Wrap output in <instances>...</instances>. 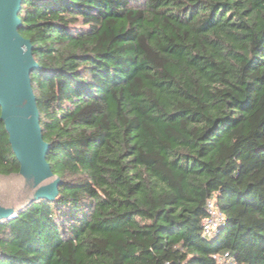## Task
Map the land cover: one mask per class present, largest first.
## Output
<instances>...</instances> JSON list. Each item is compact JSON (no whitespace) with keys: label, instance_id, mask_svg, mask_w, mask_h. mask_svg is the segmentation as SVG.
Here are the masks:
<instances>
[{"label":"trees","instance_id":"obj_1","mask_svg":"<svg viewBox=\"0 0 264 264\" xmlns=\"http://www.w3.org/2000/svg\"><path fill=\"white\" fill-rule=\"evenodd\" d=\"M55 201L0 264H264V0H24ZM0 109V176L21 170ZM225 221L203 236L208 202Z\"/></svg>","mask_w":264,"mask_h":264},{"label":"water","instance_id":"obj_2","mask_svg":"<svg viewBox=\"0 0 264 264\" xmlns=\"http://www.w3.org/2000/svg\"><path fill=\"white\" fill-rule=\"evenodd\" d=\"M24 0H0V109L9 142L21 164L7 178L10 186L0 196V221L11 220L35 201H55L61 180L48 161L41 112L33 90L32 74L40 69L34 46L21 34Z\"/></svg>","mask_w":264,"mask_h":264},{"label":"built area","instance_id":"obj_3","mask_svg":"<svg viewBox=\"0 0 264 264\" xmlns=\"http://www.w3.org/2000/svg\"><path fill=\"white\" fill-rule=\"evenodd\" d=\"M208 203V215L203 222V236L212 239L225 219L214 201H209ZM214 260L216 264H239L236 258L230 253L215 254Z\"/></svg>","mask_w":264,"mask_h":264},{"label":"rangeland","instance_id":"obj_4","mask_svg":"<svg viewBox=\"0 0 264 264\" xmlns=\"http://www.w3.org/2000/svg\"><path fill=\"white\" fill-rule=\"evenodd\" d=\"M11 181H12V178L9 179L5 176H0V196L4 193L6 188L10 186Z\"/></svg>","mask_w":264,"mask_h":264}]
</instances>
